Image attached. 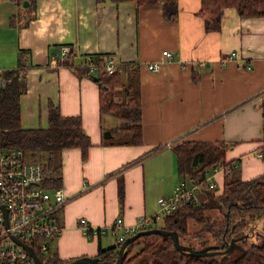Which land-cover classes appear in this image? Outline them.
<instances>
[{
  "label": "crops",
  "instance_id": "0c3cea01",
  "mask_svg": "<svg viewBox=\"0 0 264 264\" xmlns=\"http://www.w3.org/2000/svg\"><path fill=\"white\" fill-rule=\"evenodd\" d=\"M174 1V15L166 17L163 0H34L31 7L0 0V70L15 67L19 55L25 64L21 126L45 127L52 103L62 115L79 116L91 141L85 157L70 146L54 158L55 187L66 200L55 214L61 230L50 250L62 260L116 245L111 234L85 237L79 217L98 227L117 216L133 224L157 213L158 200L172 193L181 176L174 146L182 141L226 145L224 162L204 168L215 195L226 178L246 180L264 172V156L257 155L264 153V16H241L224 6L219 28H207L200 0ZM63 45L73 52L68 57L74 65L97 53L117 65L135 64L118 70L122 81L130 72L137 80L140 142H122L128 137L123 119L100 110L96 72L70 66ZM164 49L169 57H162ZM230 52L235 54L228 57ZM148 62H157V69ZM121 87L114 86V99ZM104 130L111 136L103 137ZM38 161L46 175V161ZM207 191L199 192V202ZM211 211L217 215L212 220L221 218L216 209L204 213ZM195 222L188 219L190 232L198 228ZM237 242L243 244L240 237Z\"/></svg>",
  "mask_w": 264,
  "mask_h": 264
},
{
  "label": "trees",
  "instance_id": "16d2710c",
  "mask_svg": "<svg viewBox=\"0 0 264 264\" xmlns=\"http://www.w3.org/2000/svg\"><path fill=\"white\" fill-rule=\"evenodd\" d=\"M14 1L20 4L23 0ZM133 1L141 4L154 3L159 0ZM27 2V7L34 4V0H27ZM224 6L235 7L241 16H264V0H200L199 14L205 19L207 28H219L220 10ZM163 12L166 17H172L175 12V1L163 0ZM12 17L14 18V15ZM72 55L73 52L69 48L66 56L71 57ZM92 58L97 65L95 76L100 84V110L110 112L123 119L128 137L122 142H140L137 80L130 72L122 81L118 70V67L123 70L132 68L135 64L127 63V66L118 64L117 70L106 73L100 67L106 57L97 53L93 54ZM71 60L69 58L67 62L70 66L79 72L91 75L84 64L74 65ZM21 69H25V64L19 55L15 67L0 70V149L20 148L31 160H38L34 158L36 155L41 156L47 163L48 172L43 185L55 187L59 181L57 163L54 162L55 154L63 147L77 146L81 150L82 157H85L91 141L81 126L79 116L62 115L58 107L52 103L48 105V122L45 127L21 126L19 96L26 89L25 74H20ZM116 85L122 87L120 97L114 99V86ZM261 111L264 129V100L261 103ZM110 136V131H103V137ZM225 148L224 143L182 141L174 146L177 168L182 176H201L205 167L224 162ZM118 187L121 192L122 184L120 182ZM212 189L206 192V200L195 204L180 205L177 209L163 214L161 224L152 227L177 231L179 242L192 244L195 247L212 244L219 251H224L232 239H238L242 234L252 230L257 221L260 222V229L264 234V172L246 180L226 178L222 192L217 195L213 193ZM205 209H216L221 218L219 220L210 219L209 215L204 213ZM188 219L200 222V227L192 233L188 229ZM205 231L209 237L205 236L198 240V244L188 240L189 237L195 238V235L200 236ZM139 242H141V247L131 254L132 247ZM242 243V247L234 255L224 259H220L219 256H189L174 247L171 236L149 233L135 238L126 245L127 251L121 264H190L192 261H200L203 264H264V237L259 242L246 240ZM118 246L106 249L99 247L95 256H99L100 261H114ZM38 257L46 264H60L70 260L60 259L54 250Z\"/></svg>",
  "mask_w": 264,
  "mask_h": 264
},
{
  "label": "built area",
  "instance_id": "2783aa9c",
  "mask_svg": "<svg viewBox=\"0 0 264 264\" xmlns=\"http://www.w3.org/2000/svg\"><path fill=\"white\" fill-rule=\"evenodd\" d=\"M69 48L61 47L65 55ZM162 57L171 52L162 50ZM235 52H230V56ZM90 74L97 71L92 55L87 54L83 63ZM150 70H156L157 62H148ZM102 71L112 73L117 70L115 61L107 57L101 63ZM25 74V69L20 70ZM263 156L262 152L257 153ZM209 171L201 176H180L171 194L158 200V211L152 216H141L133 224L123 222L121 216L109 224L95 227L85 217H79L77 226L87 238L102 234H111L116 245L126 236L145 228L160 215L177 209L180 205L199 202V192L212 189L214 183L208 178ZM45 167L41 161L26 157L17 147L0 149V264H35L27 250L15 239L29 245L36 255L44 256L50 251V244L60 230L61 225L55 214L66 197L59 187L43 185Z\"/></svg>",
  "mask_w": 264,
  "mask_h": 264
},
{
  "label": "water",
  "instance_id": "95a60500",
  "mask_svg": "<svg viewBox=\"0 0 264 264\" xmlns=\"http://www.w3.org/2000/svg\"><path fill=\"white\" fill-rule=\"evenodd\" d=\"M27 3H28L27 0L22 1L23 6L27 5ZM149 233H159L162 235L171 236L174 247L189 256L211 255L213 253L219 252V250L216 249V246L212 244H206V245H203L202 247H195V246H192V244L179 242L177 231L167 230L161 227L154 226V227H149V228L138 230L126 236L125 239L119 244L117 248V256L114 261H109V262L100 261L99 256H78L66 262H62L60 264H121L123 257L127 251L126 245L129 242L133 241L135 238L141 235H144V234H149ZM15 240L27 250V252L30 254L35 264H46L39 259V257L35 254V252L29 245L17 239ZM230 245L231 243L225 250H228L230 248ZM236 245H237L236 243H233L231 247L236 246Z\"/></svg>",
  "mask_w": 264,
  "mask_h": 264
},
{
  "label": "rangeland",
  "instance_id": "374dc122",
  "mask_svg": "<svg viewBox=\"0 0 264 264\" xmlns=\"http://www.w3.org/2000/svg\"><path fill=\"white\" fill-rule=\"evenodd\" d=\"M21 5H22V3H21ZM34 158H36L38 160L39 159L42 160V158H39V155H36V157H34ZM161 216L162 215L159 216L158 220L156 221V223H154V225H159V223L162 220ZM215 216H217V215L213 214L212 211H211V213L209 215L210 219H212ZM195 223H197V222H195ZM197 224H198V228H199L200 227V222H198ZM197 229H195V230H197ZM205 236L209 237V234L206 231L203 232L200 236L199 235L198 236L195 235V238L191 236V237H189L188 240L189 241L191 240V242H194V243L198 244L197 241L202 239V238H204ZM263 237H264V234H263V232L260 229V222L257 221V222L254 223L252 230H250L246 234H242L240 236V239L243 240V242H245L246 240L249 241V242H259V241H261L263 239ZM230 243H231V245L233 243H235V239H232V241ZM231 245H230V248L228 250H224V251H221V252L219 251V252L213 253L211 255H202V256H204V257H208V256H217L218 257L219 256L220 259H224V258H226L228 256L234 255V253H236L242 247V244L240 242L236 245V248H234V249H233L234 246L231 247ZM140 247H141V242H139L136 245H134L132 247V249H131V254L136 252ZM190 264H203V263L200 262V261H192Z\"/></svg>",
  "mask_w": 264,
  "mask_h": 264
}]
</instances>
